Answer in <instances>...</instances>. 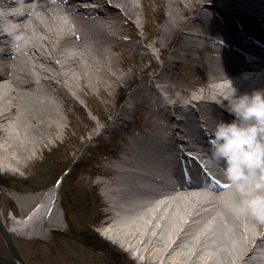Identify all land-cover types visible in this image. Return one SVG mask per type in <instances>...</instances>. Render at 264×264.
I'll return each mask as SVG.
<instances>
[{"label":"bare ground","instance_id":"1","mask_svg":"<svg viewBox=\"0 0 264 264\" xmlns=\"http://www.w3.org/2000/svg\"><path fill=\"white\" fill-rule=\"evenodd\" d=\"M158 1L166 13L149 42L138 28L136 0H0V169L26 168L58 137L59 102L81 108L83 89L119 91L130 82L113 66L112 50L143 49L153 58L152 46H168L163 63L151 62L157 70L125 101H146L152 131L128 146L109 185L97 181L113 197L106 199L114 221L105 233L150 264H264V224L236 213L238 196L209 145L215 124L234 119L223 106L233 92L264 89V0ZM6 26L33 38L26 54L14 51ZM161 66H186L189 74L172 81ZM127 111L125 103L117 117ZM2 195L0 188V215L12 234L37 222L43 207L44 221L63 223L56 183L19 195L24 207L33 205L11 220Z\"/></svg>","mask_w":264,"mask_h":264},{"label":"rangeland","instance_id":"2","mask_svg":"<svg viewBox=\"0 0 264 264\" xmlns=\"http://www.w3.org/2000/svg\"><path fill=\"white\" fill-rule=\"evenodd\" d=\"M136 2L139 31L142 38L145 35L150 42L155 36L152 34L148 38V35L162 22L165 5L158 0ZM129 26L126 24V28L130 29ZM168 49V46H152L153 58H148L143 49L137 53L120 48L112 50L113 66L128 73L130 82H123L119 91L83 89L78 95L81 108L73 104L65 107L62 101L59 102L64 121L58 137L29 159L26 168L17 171L0 169L4 212L9 220L12 213L20 216L33 205L24 207L18 200L19 195L42 193L56 183V176L62 172L55 204L56 212L63 219L62 225L44 221L42 215L47 209L43 207L39 214L42 219L37 216V222L20 224L16 235L13 234L30 264H150L144 256H136L137 250L125 249L105 233L104 228L114 221H110V205L106 199L113 197L108 192L109 187L100 186L97 181L109 185L116 176L114 167L124 163L128 146L143 135V130L152 131L147 121L153 117L146 101L135 100V97L125 101L137 84L145 83L141 78L153 69L151 62L163 63ZM168 65L173 66V62ZM161 73L179 82H184V77L189 74L186 66L174 67L172 72L163 67ZM125 103L128 111L123 117H117ZM101 130L102 135L97 137L95 133ZM76 164L78 166L72 170ZM89 236L92 237L91 244L86 242ZM94 241H98L97 245ZM105 241L109 244L108 251L99 249V243L105 245ZM0 264H16L1 232Z\"/></svg>","mask_w":264,"mask_h":264},{"label":"clouds","instance_id":"3","mask_svg":"<svg viewBox=\"0 0 264 264\" xmlns=\"http://www.w3.org/2000/svg\"><path fill=\"white\" fill-rule=\"evenodd\" d=\"M4 31L14 51L26 54L33 38L7 26ZM223 106L234 119L215 124L209 139L211 161L221 166L238 196L236 213L264 224V89L239 96L234 91Z\"/></svg>","mask_w":264,"mask_h":264},{"label":"water","instance_id":"4","mask_svg":"<svg viewBox=\"0 0 264 264\" xmlns=\"http://www.w3.org/2000/svg\"><path fill=\"white\" fill-rule=\"evenodd\" d=\"M0 232L2 233L6 245L12 254L16 264H30L23 254L21 253L18 244L15 241V238L9 228V226L3 221L1 215H0Z\"/></svg>","mask_w":264,"mask_h":264},{"label":"trees","instance_id":"5","mask_svg":"<svg viewBox=\"0 0 264 264\" xmlns=\"http://www.w3.org/2000/svg\"><path fill=\"white\" fill-rule=\"evenodd\" d=\"M76 166H78V164H76V165H73L72 166V170H74L75 169V167ZM62 174V172H60L57 176H56V179L55 180H57L59 177H60V175ZM65 180V179H64ZM64 183V182H63ZM90 237V236H89ZM92 240V237H90V239L89 240H87L86 242H88L89 244H91V241ZM100 241V240H99ZM104 242V241H103ZM103 242H102V244L101 243H99V249H102V250H106V251H108V247H109V244H108V242L107 241H105V242H107V243H105V245L103 244ZM93 243H95L96 245H97V243H98V241H94ZM110 250V249H109Z\"/></svg>","mask_w":264,"mask_h":264}]
</instances>
